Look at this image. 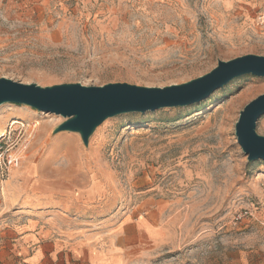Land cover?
I'll return each instance as SVG.
<instances>
[{"label":"rangeland","instance_id":"374dc122","mask_svg":"<svg viewBox=\"0 0 264 264\" xmlns=\"http://www.w3.org/2000/svg\"><path fill=\"white\" fill-rule=\"evenodd\" d=\"M247 54L264 56V0H0V78L165 87ZM261 94L264 77L243 75L110 117L88 145L56 132L62 115L0 105V246L35 219L101 247L117 236L123 264H264V160L235 133Z\"/></svg>","mask_w":264,"mask_h":264},{"label":"water","instance_id":"95a60500","mask_svg":"<svg viewBox=\"0 0 264 264\" xmlns=\"http://www.w3.org/2000/svg\"><path fill=\"white\" fill-rule=\"evenodd\" d=\"M264 77V56L247 54L220 60L210 72L182 84L146 87L129 83L84 86L64 83L40 86L10 78H0V105L24 104L66 120L56 129L79 132L85 145L106 119L130 112L156 111L188 106L208 98L213 92L243 75ZM264 115V94L249 102L240 112L235 126L239 145L248 161L264 160V136L257 123Z\"/></svg>","mask_w":264,"mask_h":264},{"label":"crops","instance_id":"0c3cea01","mask_svg":"<svg viewBox=\"0 0 264 264\" xmlns=\"http://www.w3.org/2000/svg\"><path fill=\"white\" fill-rule=\"evenodd\" d=\"M53 213H65L54 211ZM70 215V213H68ZM42 217H46L42 215ZM40 221L31 219L19 226L13 243L3 240L0 264H123V249L119 238L107 247L83 237L70 238L39 228ZM10 233L0 225V234ZM10 236V235H9Z\"/></svg>","mask_w":264,"mask_h":264},{"label":"built area","instance_id":"2783aa9c","mask_svg":"<svg viewBox=\"0 0 264 264\" xmlns=\"http://www.w3.org/2000/svg\"><path fill=\"white\" fill-rule=\"evenodd\" d=\"M249 214H250V210L245 209V211H242V212H240V213L238 214L237 219H242L243 217H246V216L249 215Z\"/></svg>","mask_w":264,"mask_h":264},{"label":"bare ground","instance_id":"6f19581e","mask_svg":"<svg viewBox=\"0 0 264 264\" xmlns=\"http://www.w3.org/2000/svg\"><path fill=\"white\" fill-rule=\"evenodd\" d=\"M15 123H17V120L14 121V124H15ZM14 124H13V125H14Z\"/></svg>","mask_w":264,"mask_h":264}]
</instances>
